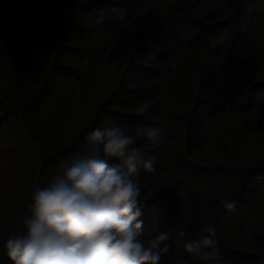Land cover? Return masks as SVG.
Here are the masks:
<instances>
[{"label":"trees","instance_id":"16d2710c","mask_svg":"<svg viewBox=\"0 0 264 264\" xmlns=\"http://www.w3.org/2000/svg\"><path fill=\"white\" fill-rule=\"evenodd\" d=\"M117 125L166 132L136 137L155 156L135 177L141 239L171 235L160 264L209 225L218 264L264 261V0H0V256L32 191Z\"/></svg>","mask_w":264,"mask_h":264},{"label":"clouds","instance_id":"9594fccd","mask_svg":"<svg viewBox=\"0 0 264 264\" xmlns=\"http://www.w3.org/2000/svg\"><path fill=\"white\" fill-rule=\"evenodd\" d=\"M136 137H146L158 147L166 132L159 126L140 127L133 136L117 125L88 133L82 153L61 160L47 184L32 191L24 230L4 241L0 261L7 257L10 264H160L171 235L160 232L141 239L142 188L135 177L141 169L155 170V156L136 146ZM220 203L226 210L235 208L234 200ZM204 231L206 235L183 244L190 260L179 258L173 264H218L216 230L209 225ZM177 235L189 234L182 229Z\"/></svg>","mask_w":264,"mask_h":264},{"label":"rangeland","instance_id":"374dc122","mask_svg":"<svg viewBox=\"0 0 264 264\" xmlns=\"http://www.w3.org/2000/svg\"><path fill=\"white\" fill-rule=\"evenodd\" d=\"M178 250H180V249H178Z\"/></svg>","mask_w":264,"mask_h":264}]
</instances>
